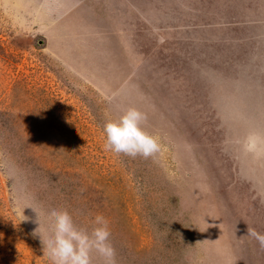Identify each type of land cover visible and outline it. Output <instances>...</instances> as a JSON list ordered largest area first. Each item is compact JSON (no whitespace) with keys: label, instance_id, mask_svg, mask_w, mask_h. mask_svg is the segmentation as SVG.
Here are the masks:
<instances>
[{"label":"rangeland","instance_id":"1","mask_svg":"<svg viewBox=\"0 0 264 264\" xmlns=\"http://www.w3.org/2000/svg\"><path fill=\"white\" fill-rule=\"evenodd\" d=\"M263 4L0 0V264H51L28 205L102 214L117 264H264V159L228 143L264 133ZM129 107L153 158L103 147Z\"/></svg>","mask_w":264,"mask_h":264},{"label":"clouds","instance_id":"2","mask_svg":"<svg viewBox=\"0 0 264 264\" xmlns=\"http://www.w3.org/2000/svg\"><path fill=\"white\" fill-rule=\"evenodd\" d=\"M159 42L163 43L164 37H160ZM146 121L147 115L135 107H129L119 118L107 121L104 125L105 151L133 159L155 157L161 152L162 145L157 136L145 130ZM228 143L238 145L246 155L264 159V133L251 131ZM29 207L36 213L35 223L38 225L33 235L39 236L44 255L51 264H94V254L102 260V264H117L110 222L102 214L94 217V226L89 231L77 225L67 209H52L45 213L32 205L25 208ZM24 209L21 222L28 219L24 216ZM248 236L264 248V234L248 225Z\"/></svg>","mask_w":264,"mask_h":264},{"label":"water","instance_id":"3","mask_svg":"<svg viewBox=\"0 0 264 264\" xmlns=\"http://www.w3.org/2000/svg\"><path fill=\"white\" fill-rule=\"evenodd\" d=\"M251 10H252V12L254 14L253 17H255V19H263L264 18V16L259 11H257V9H256V11L254 9H251ZM124 25H125V23H123V27H124ZM250 31H251V33H250L251 35H257V33H258L257 29H252ZM214 32L215 31L213 29H209L208 34L212 36L214 34ZM124 38H125V44L127 45V47H129L128 37L126 36ZM253 40H255V38H253ZM231 198L236 202V206L239 209L241 207L239 195L234 192V193L231 194ZM228 232H229V235L231 237L232 242L233 243H237L239 235H238V230H237L236 225L235 224L230 225L229 229H228Z\"/></svg>","mask_w":264,"mask_h":264}]
</instances>
